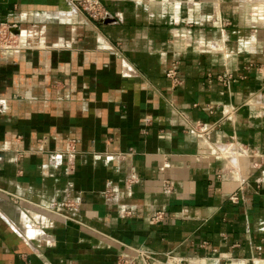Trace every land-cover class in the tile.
<instances>
[{
  "label": "crops",
  "instance_id": "obj_1",
  "mask_svg": "<svg viewBox=\"0 0 264 264\" xmlns=\"http://www.w3.org/2000/svg\"><path fill=\"white\" fill-rule=\"evenodd\" d=\"M100 1L0 0V264H264V0Z\"/></svg>",
  "mask_w": 264,
  "mask_h": 264
},
{
  "label": "built area",
  "instance_id": "obj_2",
  "mask_svg": "<svg viewBox=\"0 0 264 264\" xmlns=\"http://www.w3.org/2000/svg\"><path fill=\"white\" fill-rule=\"evenodd\" d=\"M72 3L76 4L91 17L101 19L107 16L105 15V11L100 0H72ZM0 36L1 38L3 37L2 39L0 38V40L3 41L2 43H4V45L10 48L18 47V42L15 40L14 36L11 35V32L8 29H0ZM2 43H0V46ZM168 78L172 81L175 88H179L184 84L183 80L180 78L178 72L175 69L169 71ZM230 78L231 77L229 76L220 77V80L229 83ZM53 159H56V157L54 156ZM231 201L237 203L239 201V196H233L231 198ZM73 208L74 204L68 202L63 205H55L50 209V211L55 213L56 215H59L66 219H70V217L65 215L64 211L71 210ZM164 218V213H158L154 218V221H161ZM154 261H157V258L153 252L145 248H140L136 250L135 257H122L119 260V264H153Z\"/></svg>",
  "mask_w": 264,
  "mask_h": 264
},
{
  "label": "rangeland",
  "instance_id": "obj_3",
  "mask_svg": "<svg viewBox=\"0 0 264 264\" xmlns=\"http://www.w3.org/2000/svg\"><path fill=\"white\" fill-rule=\"evenodd\" d=\"M3 41L0 40V43H2Z\"/></svg>",
  "mask_w": 264,
  "mask_h": 264
}]
</instances>
